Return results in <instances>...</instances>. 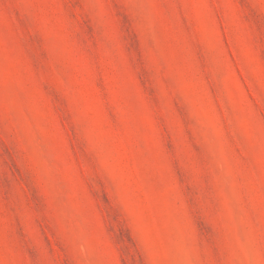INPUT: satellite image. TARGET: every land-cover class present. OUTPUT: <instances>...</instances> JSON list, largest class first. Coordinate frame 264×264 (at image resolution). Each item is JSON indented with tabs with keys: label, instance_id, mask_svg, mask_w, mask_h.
I'll list each match as a JSON object with an SVG mask.
<instances>
[{
	"label": "rangeland",
	"instance_id": "374dc122",
	"mask_svg": "<svg viewBox=\"0 0 264 264\" xmlns=\"http://www.w3.org/2000/svg\"><path fill=\"white\" fill-rule=\"evenodd\" d=\"M0 264H264V0H0Z\"/></svg>",
	"mask_w": 264,
	"mask_h": 264
}]
</instances>
